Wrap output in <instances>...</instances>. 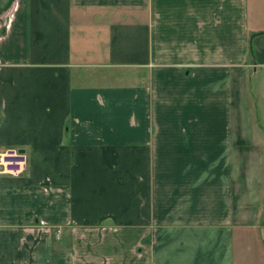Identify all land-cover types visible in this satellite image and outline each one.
Returning <instances> with one entry per match:
<instances>
[{
	"label": "crops",
	"instance_id": "0c3cea01",
	"mask_svg": "<svg viewBox=\"0 0 264 264\" xmlns=\"http://www.w3.org/2000/svg\"><path fill=\"white\" fill-rule=\"evenodd\" d=\"M263 75L264 0H0V264H264Z\"/></svg>",
	"mask_w": 264,
	"mask_h": 264
},
{
	"label": "built area",
	"instance_id": "2783aa9c",
	"mask_svg": "<svg viewBox=\"0 0 264 264\" xmlns=\"http://www.w3.org/2000/svg\"><path fill=\"white\" fill-rule=\"evenodd\" d=\"M26 166V156L15 147H3L0 150V173L10 176L21 175ZM60 230H57L59 236Z\"/></svg>",
	"mask_w": 264,
	"mask_h": 264
},
{
	"label": "rangeland",
	"instance_id": "374dc122",
	"mask_svg": "<svg viewBox=\"0 0 264 264\" xmlns=\"http://www.w3.org/2000/svg\"><path fill=\"white\" fill-rule=\"evenodd\" d=\"M263 79V96L259 99V101L256 102L255 104V110L257 112L258 117L257 118V125L264 128V75L262 76ZM251 82H254V79H251ZM255 102V101H254ZM263 217H264V208H263ZM264 240V237H263ZM250 252H255L254 250H250ZM263 253V252H262ZM251 257L250 255L247 256V258ZM252 260V259H251ZM254 260V259H253ZM262 262V261H261ZM260 260H254L253 262H251L250 264H261Z\"/></svg>",
	"mask_w": 264,
	"mask_h": 264
},
{
	"label": "water",
	"instance_id": "95a60500",
	"mask_svg": "<svg viewBox=\"0 0 264 264\" xmlns=\"http://www.w3.org/2000/svg\"><path fill=\"white\" fill-rule=\"evenodd\" d=\"M254 36V34L253 35H251V38ZM21 152H23L22 150H20Z\"/></svg>",
	"mask_w": 264,
	"mask_h": 264
}]
</instances>
